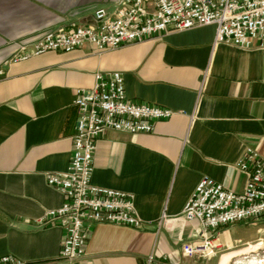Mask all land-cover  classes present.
I'll return each instance as SVG.
<instances>
[{
    "label": "crops",
    "instance_id": "0c3cea01",
    "mask_svg": "<svg viewBox=\"0 0 264 264\" xmlns=\"http://www.w3.org/2000/svg\"><path fill=\"white\" fill-rule=\"evenodd\" d=\"M118 0H0V256L25 264H142L154 253L170 264H264L246 246L262 226L240 221L218 229L220 252L185 255L199 223L182 210L197 183L209 177L241 192L237 167L246 148L264 156V50L213 45L215 28L196 26L125 43L100 54L89 44L9 59L17 43H32L69 24H89L94 11ZM119 71L127 98L171 109L151 133L106 130L93 157L94 185L130 192L141 229L111 223L89 228L83 255L59 257L61 230L38 225L59 207L61 193L45 180L69 163L78 89L97 73Z\"/></svg>",
    "mask_w": 264,
    "mask_h": 264
},
{
    "label": "built area",
    "instance_id": "2783aa9c",
    "mask_svg": "<svg viewBox=\"0 0 264 264\" xmlns=\"http://www.w3.org/2000/svg\"><path fill=\"white\" fill-rule=\"evenodd\" d=\"M208 25L215 28L213 45L224 43L244 50H264V0H118L111 12L97 8L89 24L61 26L30 44L17 43L9 60L15 63L46 52H68L84 44L100 54L167 31ZM73 104L76 123L68 166L64 171L45 174L46 183L61 193L63 202L46 210L37 220L38 225L60 228L59 257L67 260L83 255L92 224L143 227L132 193L100 187L91 181L99 138L109 129L151 133L156 121L168 119L174 113L165 107L130 101L119 71L97 73L92 88L76 91ZM237 167L247 178L241 192L227 190L203 177L186 201L182 218L199 223V241L181 245L188 257L216 256L221 247L218 229L240 221L262 226V236L246 247L264 255V156L246 148ZM0 264L25 263L7 254L0 256ZM142 264L170 263L150 253Z\"/></svg>",
    "mask_w": 264,
    "mask_h": 264
}]
</instances>
